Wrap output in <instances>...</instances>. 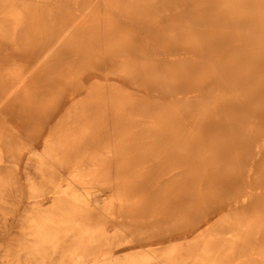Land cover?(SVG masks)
Instances as JSON below:
<instances>
[{"label":"bare ground","instance_id":"bare-ground-1","mask_svg":"<svg viewBox=\"0 0 264 264\" xmlns=\"http://www.w3.org/2000/svg\"><path fill=\"white\" fill-rule=\"evenodd\" d=\"M19 1L22 2L21 6L14 4L2 9L4 4H9L12 0H0V116L10 123L12 114H16L24 130L21 133L16 127L7 125L9 128L6 133L0 131V203L4 201V188L9 181L1 173V169L22 153H26V166L36 171L41 179H46L47 185L43 186V183L26 175L29 185L28 205L18 216L0 209V228L3 220L5 225H14L23 235L28 236L18 240V246L14 249L26 254L23 256L26 260L20 262V257L16 256L14 262L229 264L232 259L236 260L234 264H264V239H261L264 228H254L255 238L258 239L255 244L246 235L247 226L252 221H264V178L257 172L260 176L258 178L255 172L263 149L254 144L249 157L253 162L251 166L247 165L248 161H243L244 158L239 160V164L233 163L235 160L232 162L238 164L233 170L235 181H242L249 174L258 180L252 187L250 197L244 198L242 205L234 206L219 219L211 220L208 217L210 221L205 225V230L202 229L198 214L214 195L227 194L230 177L214 171L203 176L186 174V169L182 167L183 161L180 162L179 169L175 170L178 166L172 167L173 157L184 155L190 148V143L205 142L211 138V134L202 135V130L207 124H213L212 119L218 115L216 108L224 89L223 79L190 76L196 69V63L204 62L200 56L202 54H199L203 51L204 44L201 38L195 36L202 33L190 28H202L203 25L200 22L188 23L187 19L183 22L184 17L181 18V23L174 21L177 16L185 14L183 2L92 0L89 4L86 0H81L87 5L73 8L78 3L77 0H72L71 5L69 0ZM125 4L133 6V9L140 6L144 15L132 18L126 14L121 20L112 17L111 12L110 17L106 15V12L113 10V5L114 10L118 11ZM126 17L132 21L125 20ZM176 35L184 37L183 43H179L181 46L177 48ZM120 42L129 44L119 49L110 50L105 47ZM39 43L43 45L40 49L42 53H38L34 62L29 63L36 47L41 46ZM100 45L105 51H111L105 56L110 60V65L105 66V61H102L96 67L101 75L89 73V83L97 84L101 77L102 85L112 92L121 90L126 85L131 86L132 91H128L130 94H134L141 102H152L155 104V111L162 113L157 126L152 127L155 132L152 146L160 163L155 167V175L149 174L151 169H144L146 159L143 158V152L135 150L138 146L131 151L125 148L128 159H124L121 153L123 150H119L120 145L117 147L115 143L110 144L112 149L109 151L113 164L99 166L96 168L98 171L93 173L80 172L75 167L78 161L74 159L80 141L85 140V135L90 139L95 138V129L86 130L83 125L78 124L83 116L97 111L93 107L94 98L91 97H83L84 99L73 102L71 106L68 105L69 112L75 115L70 122L73 125L72 131L86 132L76 137L63 130L61 133L54 130L43 138L40 151L35 148L25 149L26 138H35L37 135L31 130L39 128L32 126L30 119L34 118V122H37L39 117L26 111V100L19 99L20 96L33 97L41 90V86L52 79L41 70L48 69L50 76L53 70H56L57 76L66 75L70 78L75 77V73L80 75V70L72 71V67L77 60H87V57H79L78 50L85 47L93 49ZM8 48L10 52L7 51ZM122 49L138 53L123 55V51H120ZM60 52H65L60 58H50L61 54ZM150 63L157 66L153 67L157 68L155 73L148 67ZM185 63L188 64L184 68V76L177 79L171 76L173 81H170V88L160 87L157 92L153 86L152 92H149L139 87L144 84L145 76L157 75L161 66ZM80 83L83 84V81ZM135 86L140 90H136ZM78 90L84 92V89ZM110 94H107V99ZM16 97L18 101H13V104L11 101ZM109 107L111 103H107L106 109L97 111V114ZM249 109L250 107L247 110ZM101 125L104 126L103 123ZM109 138L110 141L113 140V136ZM123 161H137L138 164H123ZM59 166L73 167L65 183L57 180L60 179ZM96 192L101 194L95 201ZM44 193H50V204H46L48 199L44 201L42 198ZM14 216L15 223L11 221ZM224 218L231 219L232 223L221 231L217 224ZM181 224L182 230L169 235L168 242H150L146 247L134 243L125 251H114L119 243L133 242L144 234H156L165 228ZM227 229L233 231L230 238L223 235ZM248 253L241 260L240 257ZM8 255L7 253L5 257H9ZM4 264L10 262L6 261Z\"/></svg>","mask_w":264,"mask_h":264},{"label":"rangeland","instance_id":"rangeland-1","mask_svg":"<svg viewBox=\"0 0 264 264\" xmlns=\"http://www.w3.org/2000/svg\"><path fill=\"white\" fill-rule=\"evenodd\" d=\"M77 1L78 3L76 2L73 8L87 5H84L81 0ZM90 1L92 0H86L89 4L92 3ZM180 1L183 2L185 7V14H183V16H177L174 21L181 23V18L184 17L183 22L187 19L188 23L200 22V24L203 25L202 28H193L190 26V30L202 33L196 34L195 36L198 39L201 38L204 44V48L202 47L203 51L199 53L198 50V53L202 54L200 56L204 62L198 61L196 63V69L193 70V75L190 76L200 79L210 76L224 80V89L221 91L222 96L218 100L219 104L216 108L218 110V115L213 118L215 120L212 119L213 124H207L202 130V135L208 136L207 134H211V138L209 137L205 142L190 143L188 146L190 148L184 155L179 154L177 157H173L172 163V167L178 166L175 168L176 170L181 167L180 162L183 161L182 167L186 169L185 173L189 175L203 176L204 174L208 175L214 171L218 174L222 173V175L230 177L228 180L227 194L221 193L219 195H214L203 211L198 214V219L201 217L199 221L203 225L202 229L205 230L207 229L205 225L210 221L208 217H210L211 220L219 219L228 210L234 208V206L242 205L244 198L250 197L252 187L257 182L258 178H260L257 172L264 178V0ZM14 4L21 6L22 2L19 0H12V2L4 4L1 8L3 9L8 5ZM71 4L72 0H69V5ZM139 7L140 6L133 9V6L125 4L122 9L120 7V9L116 11L113 5V10L106 12V15L110 17L112 13V17H118L120 20L123 18V15L126 14L132 18L141 17L144 15V12ZM62 12L66 14V12ZM125 20L128 22L132 21L128 17H126ZM183 40L184 37L176 35L175 48L181 46L179 43H183ZM127 44L129 43L120 42L116 45H107L105 47H109L110 50L111 48L119 49L125 48ZM40 45V47H36L35 53L29 60V63L34 62V58H36L38 53H42L40 49L43 48V45ZM110 50L105 51L104 47H101V45L93 49L85 47L78 50L79 57H87V60H77L75 62L72 71L80 70V75L75 73V77L71 76L68 78L66 75L65 77L63 75L57 76L55 73L56 70H53L54 72H52L51 76L48 73V69L40 71L46 73L48 78L52 77V79H49V82L41 86V90L34 94L33 97L28 98L26 96H20L19 98L26 100V111L31 114L35 113L36 117H39L37 122H34V118L30 119L31 125L36 127L39 126V128H37L38 130L36 131L31 130V132H36L37 135L35 138H26L27 143L25 144V149L33 150V148H35L36 151H40L43 146V138L54 130L60 133L62 132L61 130H63V132L76 137H78L80 133L86 132L81 130L79 133H75V131H72L73 125L70 122L72 121L71 118L75 117V115L69 112V106L79 99H89V97H91L94 98L93 101L95 102V106L93 107H95L97 111L106 109L107 103H111V107H109L108 110H103V112L99 114H97V111H95V114L88 113L78 121V124L83 125L86 130H90L91 128L95 129V138L90 139L85 135V140L80 141L81 144L77 147L76 159H74V161H78L75 167L80 170V172L89 171L93 173L98 171L96 168L99 166L108 163L113 164V162L110 161L112 155L109 151L112 149L110 144L115 143L117 147L120 145L118 148L119 150H123L121 153L124 159H128V156H125V148L131 151L132 148L138 146L135 150L143 152V158L146 159L143 164L144 169L146 167L147 169H151L149 174L155 175V167L159 166L160 163L159 159L155 157L156 155L152 146L154 144L152 138L155 133L152 127L157 126L160 120L158 118L162 115L161 111H159L160 113L155 111V104L152 102L146 100H142L143 102H141L139 99L135 98L134 94H130L128 91H132L131 89L133 87L131 86L126 85L121 90L117 89L112 92L109 88L102 85L101 77L98 79L97 84L89 83V73H94L98 76L101 75L100 73L98 74L96 67L101 65L102 61H105V66L110 65V60L105 57L111 52ZM7 51L10 52V48H8ZM120 51H123V55H125V53H131L132 55L138 53V51L124 49ZM60 53L61 54H56L50 58H60L65 52ZM24 57L25 56H23V58ZM42 62L44 63L45 61ZM48 62H50V60H48ZM187 64L188 63H185V65L173 64L161 66L157 75L150 74L145 76L144 84L139 85V87L149 92H152L153 86L156 91L158 90L157 92H159L160 87H163V89L170 88L172 86V82L170 81H173L171 76H175L176 79L182 78L184 76V68ZM116 66L117 64L114 65V67ZM148 67L152 73L157 71V68H153L157 67L153 63H150ZM210 67L212 69H210ZM80 81H83V84H81ZM82 85L85 87H80ZM140 88L135 86L136 90H140ZM78 89H84V92H79ZM108 93L111 94L108 95L109 97L107 99ZM13 101H18L17 97L11 101L14 104L15 102ZM249 107L250 109L247 110ZM17 109L20 108L18 107ZM13 114L10 123L7 119H3L0 116V125H2L0 126V131L3 134L6 133V130L9 128L7 125H12L16 127L18 131L24 133L23 127L21 126L22 124H19L20 120L16 114ZM238 115L241 116L237 119ZM102 123L104 126L101 125ZM238 129L241 130V132H239ZM111 136H113V140L111 139L110 141L109 137ZM259 137L260 140L258 139ZM233 144H237L238 146ZM254 144H257L263 149L262 158L256 166L257 169L255 171L258 178L249 174L244 180L235 181L233 178V170L240 163V159L244 158L243 161H248L247 165H252L253 162H251L249 157L251 149H254ZM236 146L237 148H235ZM223 148L226 149L222 150ZM29 154H31V151ZM25 158L26 153L17 155L7 163V167L1 169V173L7 176L9 181L4 188L5 197L4 201L0 203V209L9 214L13 213L15 216H18L19 212L28 205L29 185L26 175L30 176L36 182L43 183V186L47 185L46 179H41L36 171L26 166ZM132 158L135 159L134 157ZM136 162L137 161H123L122 163L134 165L138 164ZM232 162L238 164H233ZM72 168L69 166L68 168L66 166H59L58 171L60 174L58 175L60 179L57 180L61 183H65L70 176L69 173ZM44 188L46 189V187ZM96 194L95 201L99 198L101 192H96ZM42 198L44 201L48 199L46 204L51 203L52 198L50 193H44ZM203 214H206V216H203ZM15 216L13 217L14 219L11 220L13 223L16 221ZM4 223L5 221L1 220L0 264H4L6 261H9L10 264H17L14 262V260L16 261V256L20 257V262L26 260L23 258L26 254H23V252H16L14 249L18 246V240H23L28 238V236L23 235L18 227L14 225L7 226ZM231 223V219H221L217 224V228L223 231L225 228L230 227ZM181 226L182 224L172 228H165L156 234H144L133 242L119 243L115 246L114 251H125L134 243L141 247H146L150 242H168V236L175 231H181ZM259 227L264 228V221H259L258 219L254 222L252 221L247 226L248 231L246 230V235L249 241H253V244L257 243L258 240L255 238L256 235L253 230ZM230 233L232 234L233 231L227 229L223 235L226 238H230ZM261 236V239H264V232ZM7 253L9 257H5ZM248 255L249 253L244 257H240L241 260ZM235 262L236 260L232 261L231 259L229 264H234Z\"/></svg>","mask_w":264,"mask_h":264}]
</instances>
